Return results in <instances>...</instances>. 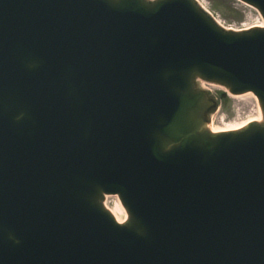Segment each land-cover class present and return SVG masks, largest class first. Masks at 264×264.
<instances>
[{
	"label": "water",
	"instance_id": "95a60500",
	"mask_svg": "<svg viewBox=\"0 0 264 264\" xmlns=\"http://www.w3.org/2000/svg\"><path fill=\"white\" fill-rule=\"evenodd\" d=\"M198 82L264 116V29L194 0H0V264H264V122L211 133Z\"/></svg>",
	"mask_w": 264,
	"mask_h": 264
},
{
	"label": "rangeland",
	"instance_id": "374dc122",
	"mask_svg": "<svg viewBox=\"0 0 264 264\" xmlns=\"http://www.w3.org/2000/svg\"><path fill=\"white\" fill-rule=\"evenodd\" d=\"M201 2L226 28L245 31L263 22L256 10L238 0H201ZM208 90L210 96L216 100L215 110L207 116L209 128L219 132L233 130L259 117L258 100L253 95L222 98L224 89L210 87ZM119 204L122 203L118 197L109 196L105 200V206L124 220L126 215Z\"/></svg>",
	"mask_w": 264,
	"mask_h": 264
},
{
	"label": "bare ground",
	"instance_id": "6f19581e",
	"mask_svg": "<svg viewBox=\"0 0 264 264\" xmlns=\"http://www.w3.org/2000/svg\"><path fill=\"white\" fill-rule=\"evenodd\" d=\"M257 28H262V29H264V22H262V24L261 25H259V26H257ZM203 86H205V87H208V88H210L211 86L210 85H208L207 83H205V82H203ZM213 87H215V86H212V88ZM254 96V94L253 93H246V94H244V95H239V97L240 96ZM255 97V96H254ZM256 98V97H255ZM257 99V98H256ZM258 100V99H257ZM258 104H259V102H258ZM259 117L256 119V120H253V121H250V122H248V123H246L245 125H243V126H240L239 128H237V129H233V130H241V129H243V128H245V126L246 125H248L249 123H251V122H257V123H259V124H262L263 122H264V116H263V114H262V110H261V107H260V104H259ZM228 131H231V130H228ZM221 132V131H220ZM211 133H213V134H217V133H219V131L218 130H214V129H212L211 128ZM109 196H113V195H106V199L109 197ZM119 207H120V209L124 212V214L126 215V218L124 219V220H122V219H120L118 216H117V214H115V212L114 211H111L110 209H108L109 211H110V213L114 216V218L116 219V221L118 222V223H120V224H124L125 222H127V220H128V215H127V213H126V211H125V209L123 208V206H122V204H119Z\"/></svg>",
	"mask_w": 264,
	"mask_h": 264
}]
</instances>
